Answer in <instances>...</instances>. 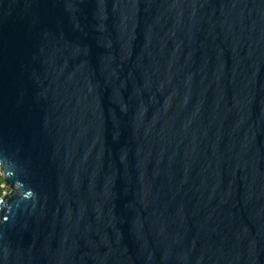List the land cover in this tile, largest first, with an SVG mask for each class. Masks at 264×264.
Listing matches in <instances>:
<instances>
[{
    "label": "water",
    "instance_id": "1",
    "mask_svg": "<svg viewBox=\"0 0 264 264\" xmlns=\"http://www.w3.org/2000/svg\"><path fill=\"white\" fill-rule=\"evenodd\" d=\"M0 264H264V0H0Z\"/></svg>",
    "mask_w": 264,
    "mask_h": 264
},
{
    "label": "trees",
    "instance_id": "2",
    "mask_svg": "<svg viewBox=\"0 0 264 264\" xmlns=\"http://www.w3.org/2000/svg\"><path fill=\"white\" fill-rule=\"evenodd\" d=\"M2 184H3V175L0 174V196L2 195V193L5 190V188L2 186Z\"/></svg>",
    "mask_w": 264,
    "mask_h": 264
},
{
    "label": "rangeland",
    "instance_id": "3",
    "mask_svg": "<svg viewBox=\"0 0 264 264\" xmlns=\"http://www.w3.org/2000/svg\"><path fill=\"white\" fill-rule=\"evenodd\" d=\"M3 185V184H2ZM7 190V188L4 190V191H6Z\"/></svg>",
    "mask_w": 264,
    "mask_h": 264
}]
</instances>
